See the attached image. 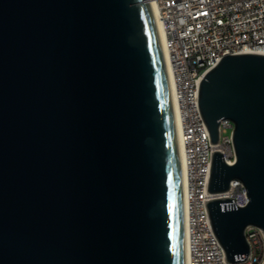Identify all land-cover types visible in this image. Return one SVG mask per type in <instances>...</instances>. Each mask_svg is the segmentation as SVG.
Listing matches in <instances>:
<instances>
[{
	"label": "water",
	"instance_id": "obj_1",
	"mask_svg": "<svg viewBox=\"0 0 264 264\" xmlns=\"http://www.w3.org/2000/svg\"><path fill=\"white\" fill-rule=\"evenodd\" d=\"M212 155L206 202L228 263L264 233V55L197 81ZM0 264H187L184 171L149 0H0Z\"/></svg>",
	"mask_w": 264,
	"mask_h": 264
},
{
	"label": "built area",
	"instance_id": "obj_2",
	"mask_svg": "<svg viewBox=\"0 0 264 264\" xmlns=\"http://www.w3.org/2000/svg\"><path fill=\"white\" fill-rule=\"evenodd\" d=\"M160 12L174 72V95L182 115L181 140L186 157L187 224L190 264H264V233L248 227L251 255L228 263L207 209L209 200L235 199L247 205V190L233 181L224 193L211 194L212 155L222 151L225 162L237 161L233 144L235 126L220 122V142L211 144L208 127L197 102V81L226 54L264 55V0H149ZM231 129V134L224 133Z\"/></svg>",
	"mask_w": 264,
	"mask_h": 264
},
{
	"label": "bare ground",
	"instance_id": "obj_3",
	"mask_svg": "<svg viewBox=\"0 0 264 264\" xmlns=\"http://www.w3.org/2000/svg\"><path fill=\"white\" fill-rule=\"evenodd\" d=\"M152 11L156 17L157 24H158V29L161 33V43L164 49L165 53V58H166V63H167V69H168V77H169V85H170V91H171V97H172V104H173V110H174V116H175V122H176V129H177V135H178V141H179V147H180V152H181V158H182V164H183V171H184V198H185V224H186V250H187V264H190V253H189V231H188V224H187V198H186V185H187V180H186V157H185V151H184V145L181 140V134H182V115L180 111L179 104L176 100V97L174 95L175 91V83H174V72L172 69V64H171V58H170V53L167 47L166 43V31L164 28L163 21L160 16L159 9L154 5L151 4Z\"/></svg>",
	"mask_w": 264,
	"mask_h": 264
},
{
	"label": "rangeland",
	"instance_id": "obj_4",
	"mask_svg": "<svg viewBox=\"0 0 264 264\" xmlns=\"http://www.w3.org/2000/svg\"><path fill=\"white\" fill-rule=\"evenodd\" d=\"M231 134V129H228L226 133H224V136L230 135Z\"/></svg>",
	"mask_w": 264,
	"mask_h": 264
}]
</instances>
